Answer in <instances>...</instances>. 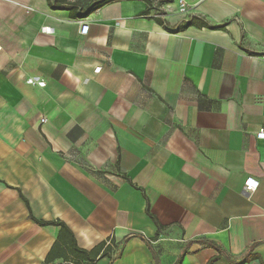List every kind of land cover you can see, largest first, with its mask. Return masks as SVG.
Segmentation results:
<instances>
[{"label": "crops", "instance_id": "crops-1", "mask_svg": "<svg viewBox=\"0 0 264 264\" xmlns=\"http://www.w3.org/2000/svg\"><path fill=\"white\" fill-rule=\"evenodd\" d=\"M100 1L0 0V264H264V0Z\"/></svg>", "mask_w": 264, "mask_h": 264}, {"label": "trees", "instance_id": "trees-1", "mask_svg": "<svg viewBox=\"0 0 264 264\" xmlns=\"http://www.w3.org/2000/svg\"><path fill=\"white\" fill-rule=\"evenodd\" d=\"M108 1L109 0L100 1L98 3V5H102ZM147 1H149V0H147ZM54 223L57 225H60L61 230L59 233L58 240L55 242L54 246L52 247L51 251L48 254L47 263L51 262L52 260H54L58 256L67 257V255L65 253H63V251L61 250V239H62V235L64 232L67 233L70 231L64 223L58 222V221H56ZM41 224H49V223L48 222H42ZM70 246H71V247H69L70 253L74 257V259H72V262H74L76 264H80L81 261H85V262L91 264L97 259V257L108 256L112 252V247L110 245H107L106 242H102V243L98 244L97 246H95L91 250H85V249L78 248L75 240L71 238ZM66 260H69V259H66Z\"/></svg>", "mask_w": 264, "mask_h": 264}, {"label": "built area", "instance_id": "built-area-1", "mask_svg": "<svg viewBox=\"0 0 264 264\" xmlns=\"http://www.w3.org/2000/svg\"><path fill=\"white\" fill-rule=\"evenodd\" d=\"M169 1V0H168ZM164 3L163 1L160 0H154L153 1V8H154V12L152 13L151 16H153L154 18L157 19H163L166 10H168V6L170 5L169 3ZM177 11L179 14H181L183 16V21L186 23H189L190 21H192L194 19L193 13H192V8L191 5L186 1V0H177ZM90 25L88 23H85L83 21H81V33L86 34L89 30ZM263 60H264V55H263ZM41 121L47 122V118H42ZM258 136L261 138H264V128H261L258 132ZM258 185V181L249 178L246 182L245 185V192L251 193L253 190H255L257 188ZM52 264H76L73 262H69V261H61V262H57V263H52Z\"/></svg>", "mask_w": 264, "mask_h": 264}]
</instances>
